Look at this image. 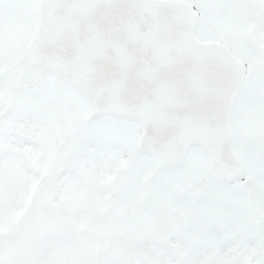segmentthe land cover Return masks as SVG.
<instances>
[{
	"label": "snow or ice",
	"instance_id": "1",
	"mask_svg": "<svg viewBox=\"0 0 264 264\" xmlns=\"http://www.w3.org/2000/svg\"><path fill=\"white\" fill-rule=\"evenodd\" d=\"M0 264H264V0H0Z\"/></svg>",
	"mask_w": 264,
	"mask_h": 264
}]
</instances>
